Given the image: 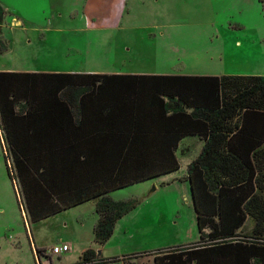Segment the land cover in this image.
I'll list each match as a JSON object with an SVG mask.
<instances>
[{
	"label": "trees",
	"instance_id": "1",
	"mask_svg": "<svg viewBox=\"0 0 264 264\" xmlns=\"http://www.w3.org/2000/svg\"><path fill=\"white\" fill-rule=\"evenodd\" d=\"M0 120L26 218L92 201L97 244L137 202L108 193L176 170L178 142L197 137L185 178L198 241L153 264H264V75L0 71ZM95 253L73 264H105Z\"/></svg>",
	"mask_w": 264,
	"mask_h": 264
},
{
	"label": "rangeland",
	"instance_id": "2",
	"mask_svg": "<svg viewBox=\"0 0 264 264\" xmlns=\"http://www.w3.org/2000/svg\"><path fill=\"white\" fill-rule=\"evenodd\" d=\"M0 6L2 71L264 75V18L257 0H0ZM2 134L0 264H73L87 248L100 250L105 264H153L158 251L198 241L185 178L201 145L195 138L178 143L176 170L108 193L137 202L97 244L91 201L36 222L26 218ZM182 145L191 147L181 152ZM240 232H250V221ZM57 243L68 250L50 254Z\"/></svg>",
	"mask_w": 264,
	"mask_h": 264
},
{
	"label": "crops",
	"instance_id": "3",
	"mask_svg": "<svg viewBox=\"0 0 264 264\" xmlns=\"http://www.w3.org/2000/svg\"><path fill=\"white\" fill-rule=\"evenodd\" d=\"M0 71H2V70H0ZM15 72H26V71H15ZM0 131H1V133H2V131H3V134H2V142L4 143V146H7L6 145V139H5V135H4V128H3V125H2V123H1V120H0ZM190 137H193V138H195V139H193V140H195V142H200L201 143V141L199 140V139H197V137H194V136H190ZM180 142V141H179ZM178 142V143H179ZM178 146V145H177ZM201 146V145H200ZM191 147V145L189 146V145H182V147H181V152H188V150H189V148ZM92 202V201H91ZM66 244V243H65ZM67 245V244H66ZM68 246V245H67ZM68 250V249H67ZM66 250V251H67ZM66 251H64V252H66ZM78 259V258H77ZM50 264V263H49Z\"/></svg>",
	"mask_w": 264,
	"mask_h": 264
},
{
	"label": "built area",
	"instance_id": "4",
	"mask_svg": "<svg viewBox=\"0 0 264 264\" xmlns=\"http://www.w3.org/2000/svg\"><path fill=\"white\" fill-rule=\"evenodd\" d=\"M68 249V246L65 243L54 244L50 247L49 252L50 254H59L64 252ZM35 257V256H34Z\"/></svg>",
	"mask_w": 264,
	"mask_h": 264
},
{
	"label": "water",
	"instance_id": "5",
	"mask_svg": "<svg viewBox=\"0 0 264 264\" xmlns=\"http://www.w3.org/2000/svg\"><path fill=\"white\" fill-rule=\"evenodd\" d=\"M153 189L154 187H152L150 191H152ZM99 256H100V250H96L95 257L98 258Z\"/></svg>",
	"mask_w": 264,
	"mask_h": 264
}]
</instances>
